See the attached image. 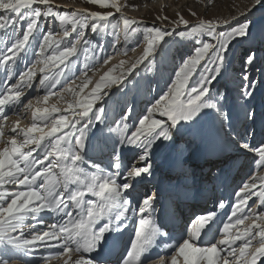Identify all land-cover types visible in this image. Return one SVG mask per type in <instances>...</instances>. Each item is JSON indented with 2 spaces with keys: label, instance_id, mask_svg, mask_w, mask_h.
Here are the masks:
<instances>
[{
  "label": "snow or ice",
  "instance_id": "snow-or-ice-1",
  "mask_svg": "<svg viewBox=\"0 0 264 264\" xmlns=\"http://www.w3.org/2000/svg\"><path fill=\"white\" fill-rule=\"evenodd\" d=\"M87 2L103 11H56L52 7L53 0H0V30L5 35L9 30L11 32L5 44L6 51L0 50V66H3L6 77H12V66L27 53L30 43L42 37L38 40L36 63L27 70H20L14 83L0 81L3 84L0 87V143L4 144L0 148V188L14 185L24 189L0 191V264H10L13 259L21 264H38L32 256L34 250L41 246L55 249L49 252L48 257L42 258L44 264H48L49 258L62 260L63 264H96L84 254L96 252L112 233L117 234L113 239L122 236V226L127 227L124 221L129 219L130 210L138 223L120 264H148L151 260H157L159 264H258L264 258V174L251 176L234 191L231 214L222 221V228H212L216 219L214 211L196 215L187 227L186 235L182 234L171 243L165 241L162 247L158 237L167 236V233H162L151 220L154 197L142 199L137 215L132 207L130 191L134 190L137 178L142 179L144 174L150 173L148 160L154 144L157 141L175 144L178 137H182L205 115H211L221 124L225 120L231 124L241 115L246 122L258 123L261 129L258 141L255 129L249 131L246 128L245 137H237L231 143L238 152L252 154L255 168H264V104L257 110L250 103L255 95V82L249 81L247 74L243 75V80L249 84L240 89L239 101L234 102L231 108L227 92H213L211 87L224 75L230 45L237 39L256 42L251 31L252 22L245 19L226 31H218L222 25H231L237 17L223 21L200 19L189 28V22L177 13L178 19L174 23L183 25L187 32L176 33L175 29L168 31L155 25L145 27L142 54L119 77L112 75L116 66L109 68L91 91L81 96L92 83L87 73L94 67V62L102 59L106 65L111 59L97 57L95 53L92 57L86 56V60L93 61V64L85 63L80 69L81 75L71 78V83L66 82L67 86L62 88L76 98L74 102H68L63 112L56 105L34 108L31 100L24 103L25 90L34 86L37 65L42 67H39V84L36 87L45 92L42 97H37V103H47L50 97L60 95L52 89L61 83L72 59L79 57L81 50L91 45L86 37L87 29L93 33L102 32L110 24V18L121 13L125 42L138 32L133 25H139L141 21L122 13L124 7L135 9L137 5H122L119 0ZM261 3L262 0H253V7ZM35 5L47 7L42 10ZM251 10L249 8L248 12ZM41 17L55 18L62 36L57 38L52 26L43 32ZM174 34L191 37L196 45L194 54L184 58L174 69V75L168 78L170 83L165 82L166 91L158 99L154 98V102H150L139 116H132V108L125 111V100L121 104L120 118L115 122L117 128L114 130L106 125L107 110L99 104L106 97L110 99V92L122 87L145 62H155V57L166 51V38ZM203 36L209 39H201ZM259 40L264 45V30ZM112 47L115 48L116 44L113 43ZM48 52L51 54L46 55ZM246 55L245 63L252 65L256 60L255 51L249 49ZM163 70L160 65L159 71L163 73ZM194 76L197 78L193 79ZM77 79L81 81L79 85L76 84ZM144 87L150 89L151 82ZM19 106L25 111L32 110L31 125L21 127L17 119L11 123L12 135H9L6 131L9 127L6 109L18 113ZM225 108L229 111L225 112ZM157 115L166 119H158ZM130 119H135L136 123L130 126ZM113 131L116 135L112 134ZM249 136L251 140L247 139ZM203 138L211 151L216 154L223 151L218 137L208 133ZM41 148L43 153L34 157L33 154ZM125 149H140L138 160L143 166L126 164ZM97 157L106 158L107 166L98 163ZM223 163L222 173L232 161ZM257 180L260 181L259 191H256ZM253 196L258 199L255 209L249 204ZM220 207H223L222 203ZM41 213H51L59 219L46 224ZM29 220L33 223H26ZM245 221L250 223L241 228ZM157 248L160 251L154 252Z\"/></svg>",
  "mask_w": 264,
  "mask_h": 264
},
{
  "label": "rangeland",
  "instance_id": "rangeland-1",
  "mask_svg": "<svg viewBox=\"0 0 264 264\" xmlns=\"http://www.w3.org/2000/svg\"><path fill=\"white\" fill-rule=\"evenodd\" d=\"M120 4H128V5H137L135 9L131 7H124L122 9L123 15L129 18H135L141 23L139 25H133V27L138 28V32L134 34L130 39L125 42L123 31H122V22L120 20L121 13H115L114 17L110 18V24L106 29L102 32L93 33L91 29L86 30V37L91 41V45L87 46L86 49H82L79 57H75L72 59V63L65 69L66 75L61 78V83L57 85L55 89L52 91L59 93V96L50 97L47 103L40 102L37 103V97H42L45 92L43 90H38L36 85L39 84V67L42 65H37V77L33 81V88L25 90V96L22 98L24 103H27L29 100L32 101L33 107H51L52 105H56L62 112L65 108H67L68 102H74L76 98H74L70 93L62 91V88L67 86V83H71V78L79 77L81 75L80 69L84 67L85 63L93 64V61L86 60L87 57H92L93 54L97 57L108 58L111 57L108 64H103L102 59H98L94 62V67L88 70V77L92 80V83L85 88L84 93H81V96L89 93L91 88L94 86L95 82L99 79L104 72L108 71L109 68H114L112 72L113 76L119 77L122 73L126 71V69L142 54L143 47L145 46L143 39V29L145 27H151L153 25L157 27H161L168 31H172L175 29L176 33L187 32V29L183 25H177L174 23L178 19L177 13L183 16L185 20L189 22V28L195 25L200 19L205 20H232L233 17H237V19L232 20L231 25H222L218 28V31H226L231 26H235L237 23H242L245 19L250 20L252 22V34L256 37V42L253 43L248 40L237 39L230 45V49L227 53V60L225 63V72L222 77H219L216 81L211 85L213 92L219 90L220 92H227L228 94V105L229 108L232 107L234 102L239 101L240 89L245 85L249 84L248 81L243 80V75L247 74L249 77V81L255 82L254 92L255 95L250 101L252 105H254L257 110H259L261 104H264V45L260 43L259 37L262 30H264V0L259 5L253 7V0H119ZM59 5L60 7H57ZM36 7H40L42 10L47 6L45 5H35ZM53 9L56 11H72L75 9H90L93 11H103L96 6H93L87 2V0H53ZM252 10L248 12V9ZM192 12H195V15H192ZM241 13H247V15H241ZM160 17V19H157ZM167 17V19H164ZM41 30L43 32H47L48 26H52L56 30V37L59 38L62 36V31L59 28L58 22L55 18L52 17H41L40 19ZM116 26L115 28L113 26ZM11 35L9 30L8 34L5 35L2 30H0V50H5V44L7 43L8 36ZM42 39V37H38V40ZM168 43L164 45V49L166 51L161 52L160 55L155 57V62L148 61L145 64L141 65L138 69L134 71L132 78L128 79L127 82L119 87L115 91H111V98H105L103 102L99 104V107H105L107 110V115L105 118V124L113 128L114 130L117 128L116 121L119 120L121 115V104L123 101H127V108H132V116H139L146 108L149 106L150 102H154V98L158 99L159 95L163 94V91H166L165 82H169V76L174 75V69L178 68L179 64L182 62L184 58H187L190 55L194 54L195 41L191 39V37H181L179 35L174 34L171 37L166 38ZM201 39H209L207 36L201 37ZM37 41H33L30 43L27 53L22 55L19 59L18 64L12 66L13 72L12 77L8 78L5 75V71L3 66H0V81H6L8 84L14 83L15 79H18V73L20 70H27V68L32 67L33 64L36 63L37 57L35 55L36 52L39 51V43ZM113 43L116 44V47L113 48ZM99 44L100 47L93 48L94 45ZM252 49L256 54V63L259 66V70L255 74L253 79L251 78V67L252 65H247L245 63L247 58L248 50ZM51 52L46 53V55H50ZM244 58V69L238 73H234L230 67L232 63H236V65H240L241 59ZM121 61H124L121 64ZM203 63V62H202ZM163 66V73L159 71V66ZM230 77V78H229ZM197 77L194 76L193 79ZM151 82V88L145 89L144 85L147 82ZM67 82V83H66ZM81 81L77 79L76 84L79 85ZM0 87H3V84H0ZM75 87V85H74ZM79 90L78 88L76 89ZM123 94V95H122ZM61 97H63L61 99ZM136 102V103H135ZM135 103V104H134ZM134 106V107H133ZM19 112H13L11 110H7V115L9 117V121L6 124L11 125L12 122H15L17 119L20 121L21 127H29L31 125V109L25 111L22 106H19ZM229 108H225V112L229 111ZM234 111V110H233ZM71 118V117H69ZM158 119H166L164 117H159ZM202 120V121H201ZM203 123L201 126V130L206 133V129L214 130L212 136L218 137L220 142L219 132L214 124V121L217 123L218 129L220 132L228 138H237V137H245V129L247 128L249 131H252L253 128L256 132V139L261 138V129L259 124L253 125L251 122H246L243 120L242 115L240 119H233L232 123L229 124L227 120L221 124V122L216 119L214 120L211 115H205L200 120ZM131 126L133 123H136L135 119H130L128 121ZM207 124V125H206ZM104 126V125H102ZM192 132H188L186 136L178 137L177 142L173 144L169 141H157L153 148L150 150L148 163L151 165L152 179H148V175L143 176L142 179L137 178L138 185L140 187L135 186L134 190H130L132 192V207L136 209V214H139V204L142 201L143 197H141L140 190L144 184H142L141 180H146L145 183L149 186L150 189L156 190V186H160L163 181L172 182L170 178V174H166L164 170H161L157 164V161H161L166 155L174 154L176 152H180L182 156V161H186V168L193 169L192 172H183L181 175L183 178H187L190 184V187L195 186L198 183L200 176V170L196 165V160H194V156L199 147V138L197 124L193 125L191 130ZM9 135H12L10 132V127L8 129ZM107 130V129H106ZM196 130V131H195ZM116 135L115 131L112 133ZM207 134V133H206ZM251 137H247L250 139ZM19 140H22V137H18ZM204 139V138H203ZM201 139V140H203ZM3 143H0V147H2ZM207 145V141L205 143ZM208 146V145H207ZM140 149H125L124 150V162L126 164L132 163L137 166H143V164L138 160V153ZM43 153V149H38L37 153H34L33 156H38ZM234 161H239L240 167L238 169V173L235 176L233 181H226L225 176L222 178L221 176H216L217 185L215 200L213 202L210 199L208 201V205L205 206L204 211L212 210L218 211L220 213L219 220L220 226L223 227L222 221H226L227 217L231 214V205L235 200L234 191L238 190L239 186H242V183L248 181L251 176L256 174H264V168H255L252 163V154L247 153H236L234 154ZM97 162L102 166H107L108 160L106 158L100 159L97 157ZM223 162V161H222ZM220 163H217L212 166L215 168L219 166ZM58 171V170H57ZM186 171V170H185ZM220 171V167H218V172ZM208 177H210L211 173L208 172ZM217 172H214L216 175ZM226 174V173H225ZM224 174V175H225ZM235 174V173H234ZM242 175V176H239ZM257 189L259 191L260 181L257 180ZM142 184V185H141ZM186 188L183 185V189ZM7 190L8 192H15L24 190L19 186L7 185L5 188H0V191ZM188 190H190L188 188ZM152 192V191H150ZM164 198L165 196H160V198ZM166 201V212L168 214V220H172V223L178 229L174 230V234L176 237H180L182 234L186 235V228L190 224V219L193 216V213L187 216L182 217L181 206L176 203L175 199L171 200V198H167ZM223 204V207H220V204ZM249 204L252 205L253 209L256 208L258 204L257 197L253 196L249 200ZM131 217V224L135 223V217L133 212L129 211ZM43 214V213H41ZM45 215V223L50 224L58 221V217L54 216L51 213H44ZM160 214L158 209V205L153 201V208L151 210V220L163 221L161 218H157ZM184 214H186L184 212ZM164 222L167 223V220ZM26 223H33V221L29 220ZM250 221H245V225H241L240 227H245ZM44 225H41L43 228ZM235 232V229H233ZM27 233V229H25ZM217 238H219V234H217ZM178 240V239H177ZM164 242H162L163 246ZM123 249L121 252V256L113 261L112 264H120L121 257L124 255ZM50 251H55V249H48L43 246L38 247L34 250L32 258L38 261V264H44L43 257H48ZM95 253V252H94ZM85 253L84 255L88 257ZM117 256V255H116ZM75 258V257H73ZM94 260V258H91ZM96 262V260H94ZM260 264H264V258H261ZM10 264H21L20 261L13 259L10 261ZM48 264H62V260L59 259H51L49 258ZM96 264H101L96 262ZM148 264H159L157 260H151Z\"/></svg>",
  "mask_w": 264,
  "mask_h": 264
},
{
  "label": "bare ground",
  "instance_id": "bare-ground-1",
  "mask_svg": "<svg viewBox=\"0 0 264 264\" xmlns=\"http://www.w3.org/2000/svg\"><path fill=\"white\" fill-rule=\"evenodd\" d=\"M202 121V120H201ZM215 122V121H214ZM207 125V124H206ZM201 126H203V123L202 122H200V121H198L197 122V132H198V134H199V138H201V139H203V137H204V135L207 133H210L211 135L213 134V132H214V130H210L209 128H207L205 131H206V133L205 132H203L202 130H201ZM9 127H10V125H9ZM9 127L8 128H6V131H9L8 129H9ZM193 130V129H192ZM196 131V130H195ZM219 135H220V133H219ZM203 140H206V139H203ZM202 141V140H201ZM220 141H221V135H220ZM4 147V144L2 145V147H0V148H3ZM168 158L169 157H167V159H165L164 161H157L158 163V165L161 167V169H165L167 166H168V164H169V160H168ZM209 158L210 157H208L207 156V158L203 161V163L201 164V166L202 167H200V169H201V171H202V175H204V169H205V167H208L210 164H211V162H210V160H209ZM197 160H198V157H197ZM238 165V164H237ZM174 166V168L175 167H177L176 165H173ZM240 166V165H239ZM239 166H237L236 168H239ZM145 175V174H144ZM234 177V176H233ZM203 178V180H205V176H203L202 177ZM204 187H205V184L203 185ZM201 188V190H202V188L203 187H200ZM178 194V193H177ZM201 194H203L202 192H201ZM184 197H186V196H184ZM186 201V200H185ZM184 205H186L187 207H189V206H191L189 203H187V202H185L184 203ZM181 206V205H180ZM159 211H160V213L162 214L163 212H165L166 211V208H163V207H160L159 208ZM181 211V210H180ZM188 212H187V214L189 213L190 214V210L188 209L187 210ZM196 214L197 215H201L202 213H200L199 214V211L198 212H196ZM45 215L46 214H41V216H42V218H43V220L45 219ZM128 216H129V219H127V220H125L124 221V223H128L127 221H129L130 220V218H131V216H130V213L128 214ZM192 218V217H191ZM135 220H137V218L135 217ZM134 225H133V227L131 228V229H133V231H134V228H135V226H136V222L135 223H133ZM157 226V225H156ZM158 227V226H157ZM159 228V227H158ZM160 229V228H159ZM161 231V230H160ZM162 233H166V231L165 232H162ZM117 234L116 233H114V236H112V237H115ZM164 237L165 236H161V237H158L159 239H164ZM168 239L170 238V234H168L167 236H166ZM112 238H109V239H107V241L102 245V246H104V245H107V242L108 241H110ZM100 250V249H99ZM160 250V248H157V249H154V251H159ZM88 257L87 258H94V260H98V257H97V253L95 252H93V253H87L86 254ZM73 259H75V258H73ZM97 262V261H96ZM110 262V261H109ZM111 262H113V261H111ZM62 264H63V262H62ZM258 264H259V262H258Z\"/></svg>",
  "mask_w": 264,
  "mask_h": 264
},
{
  "label": "trees",
  "instance_id": "trees-1",
  "mask_svg": "<svg viewBox=\"0 0 264 264\" xmlns=\"http://www.w3.org/2000/svg\"><path fill=\"white\" fill-rule=\"evenodd\" d=\"M232 71H233V74L235 73H238L240 71H243L244 69V58L241 59V62H240V65H236V63H232L230 65ZM259 70V66L258 64L255 62L252 67H251V78L250 79H253L255 74L257 73V71ZM230 78V77H229Z\"/></svg>",
  "mask_w": 264,
  "mask_h": 264
}]
</instances>
